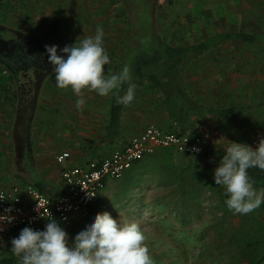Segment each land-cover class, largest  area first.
<instances>
[{"label": "rangeland", "instance_id": "374dc122", "mask_svg": "<svg viewBox=\"0 0 264 264\" xmlns=\"http://www.w3.org/2000/svg\"><path fill=\"white\" fill-rule=\"evenodd\" d=\"M0 19L13 27H32L34 31L41 28L43 34L72 44L78 38L94 36L98 27L103 28V46L111 60L110 66H105L106 74L126 62L131 66L138 52L153 50L156 36L172 45L187 46L221 33H252L254 41L226 40L194 58L181 73L159 71L167 90L173 84L175 89L170 91L179 98L188 93L196 98L195 102L211 106H244L245 115L235 130L221 129L213 138L200 131L190 132L192 136L210 139L209 161L198 163L197 159L203 156L194 158L179 152L157 160L145 157L129 173L111 181L86 217L77 216L68 226L59 223L69 234L71 244L94 213L107 211L116 219L121 217L140 226L154 264H250L239 243L241 240L246 245L250 236L264 230V204L247 215L229 211L225 204L228 197L224 187L215 184L214 170L222 159V151L232 141L251 145L264 135V0H1ZM1 74L0 83H4ZM8 84V98L14 99L5 102L0 90L1 185L17 180L13 178L16 171L12 168L15 156L11 138L15 143L23 138L16 125L13 129L17 90L12 81ZM136 90L144 94L142 97L149 96L144 86ZM83 95L85 105L78 110V97L70 88H58L55 80L44 86L33 139L47 146H32L34 154L36 150L50 149L48 144L63 150L61 143L72 139L71 131L66 130L69 121L83 120L90 106L87 98L100 103L105 97L87 90ZM151 95L166 99L163 92L153 90ZM146 115L149 118L151 114ZM137 120L138 124L143 123L141 116ZM148 123L155 124L145 120L142 125ZM6 131L8 135L2 134ZM74 131L80 137L81 132ZM76 134L73 139L78 142ZM8 137L10 141L6 140ZM6 145L8 155L2 156ZM19 147L24 152L31 148L22 144ZM28 164L32 168L28 161L23 165L29 167ZM33 181L44 184L36 173ZM254 187L264 189V183ZM6 250L16 258L15 264H20L11 247Z\"/></svg>", "mask_w": 264, "mask_h": 264}, {"label": "clouds", "instance_id": "9594fccd", "mask_svg": "<svg viewBox=\"0 0 264 264\" xmlns=\"http://www.w3.org/2000/svg\"><path fill=\"white\" fill-rule=\"evenodd\" d=\"M104 35L103 28L98 27L94 36L78 38L63 49L46 46L57 87L70 88L76 94L78 110L85 105V90L100 96L111 93L125 107L135 100L137 85L129 63H124L115 74H106L105 66L111 60L103 46ZM225 151L214 170L215 184L224 187L229 211L250 214L264 204V189L257 190L248 174L250 168L264 171V135L255 148L232 141ZM5 219L11 223L15 217L0 216V221ZM48 219L44 230L25 227L11 240L10 251L20 264H154L146 237L134 221L116 219L107 211L96 212L70 244L69 234L51 213Z\"/></svg>", "mask_w": 264, "mask_h": 264}, {"label": "crops", "instance_id": "0c3cea01", "mask_svg": "<svg viewBox=\"0 0 264 264\" xmlns=\"http://www.w3.org/2000/svg\"><path fill=\"white\" fill-rule=\"evenodd\" d=\"M116 68L117 67L115 66L111 74L117 72L118 69ZM138 86L139 87L144 86L145 89L147 90L145 94L149 96L142 97L144 94H140L136 90V97L134 102L130 106L127 107L123 106L122 108L120 124L118 125V127L117 126L111 127L110 125V120H111V93H110V95H108L109 97L105 96L103 98V101H101L100 103L95 102L94 98L92 97L87 98L88 102L90 103V106L87 107L86 114L83 115L84 117L83 120L69 121L70 123L68 124V126L70 127L69 128L67 127L66 130L71 131V133H69V136H71L72 139L67 140L65 144L61 143L62 147L64 148L63 150L57 149V146L54 147L55 150H52L54 148H51V144H48L49 142H47V144L49 145L48 148L50 149L47 150L46 148L44 151L42 150L40 152H37L36 150L34 154L32 146L33 147L39 145L44 146L46 144L44 142L41 141L38 142L37 140H35L34 144L29 146L31 147L30 151L27 150V152H24L21 151L22 149L19 147L20 146L19 143H15V145H13L14 156H15V160L18 157L19 159L16 161L15 160L12 161L13 162L12 168L13 170L16 171L13 178H16L17 180L14 181V183H12L11 185L0 184V186L9 187L17 183L20 184L32 183L38 188L45 191L50 196L56 197L64 191V181L62 178V169L64 168V166L55 160L54 157L55 153L58 154L67 149L70 150L72 156L67 163L69 166L83 164L86 161L92 159H101L103 157L110 155L115 149L123 147L133 136L141 133L148 125L152 124V123H148L142 125L143 123H145V120L148 121L150 120L155 123L154 125L167 131H177V132H184L189 134L190 132L200 131L208 135L209 137L212 138L214 136L218 137L219 130L224 128L230 130V128H233L238 123L240 124L239 120L243 118L245 115L244 106L227 107L241 111V115L237 119H227L225 121H222L220 120V118L216 113L217 110L221 109L220 107H216L217 104L211 106V104H206L203 103L202 101L197 100V102H195L196 98L194 96L192 98V96L189 95L188 93L183 94L180 98L179 96L173 94L174 96L172 95L169 100L167 98L165 100H161V98H159L158 95L152 96L151 92H153V90L158 92H162V91H160L156 87H153L149 82L145 81L144 83L137 85V87ZM170 87L172 88H169L168 90L175 89V86L173 84H171ZM164 88L167 89L166 85L164 86ZM178 98H179V104L175 102L176 99ZM91 101L93 103H91ZM72 113H74L73 110ZM146 113L151 114L148 115L149 118L145 117ZM139 116L142 117V121H143L142 124H138L137 117ZM235 129L236 127H234L233 130ZM74 130H78L81 132L80 137L78 134L75 133ZM74 134H76L80 138V141L77 142L73 139ZM7 147L8 146L6 145L5 149L1 150L2 156L5 154L8 155ZM16 147H18L20 151L18 149L16 150ZM172 152H176V151L168 148H160L155 153L147 155L145 157L151 156L153 157L152 159L155 158V160H157L164 157H170ZM202 156L203 158L197 159L199 160L197 161L198 163L209 161L208 159L209 156L207 155V153L203 154ZM196 157H201V156H196ZM25 161L32 163L33 164L32 168L30 164H28L29 167L24 166L23 164ZM163 161L164 159L162 160V162ZM14 163H17L18 166L17 164ZM129 170L127 171L128 173L130 172ZM34 173L37 174L38 178L41 179L44 184L33 181ZM24 178L27 181H23ZM111 181L112 180L109 181L110 184L107 183L108 186L105 187L104 190L109 189L110 187L109 185H111ZM77 216L78 215L74 216V218ZM21 230L22 229L12 232L9 235L6 244L0 245V250H2L0 251V253H2L5 256L13 257L6 250V248L8 246L12 247L11 240L15 237H18Z\"/></svg>", "mask_w": 264, "mask_h": 264}, {"label": "built area", "instance_id": "2783aa9c", "mask_svg": "<svg viewBox=\"0 0 264 264\" xmlns=\"http://www.w3.org/2000/svg\"><path fill=\"white\" fill-rule=\"evenodd\" d=\"M258 142V139L254 140L251 146L255 148ZM210 145V139L205 136L167 131L150 124L123 147L101 159L69 166L67 163L72 154L62 151L56 156V161L64 166V191L58 196L52 197L32 183L0 186V216L15 217L11 223L7 219L0 221V245L6 244L12 232L25 227L44 230L50 222V213L58 223L67 226L76 215L86 217L110 180L123 177L136 162L160 148L202 156Z\"/></svg>", "mask_w": 264, "mask_h": 264}, {"label": "flooded vegetation", "instance_id": "af4514ba", "mask_svg": "<svg viewBox=\"0 0 264 264\" xmlns=\"http://www.w3.org/2000/svg\"><path fill=\"white\" fill-rule=\"evenodd\" d=\"M34 30L36 29L32 27H13L0 19V72L4 81L0 84V90L8 103V83L12 81L15 84L17 97L13 129L16 125L22 131L23 138L18 143L27 147L36 140L33 139V124L42 90L49 81H56L53 65L48 62L46 46L57 45L59 49H63L72 45L68 40L55 38L49 33L43 34L41 28L39 31ZM2 134L8 135L9 131ZM6 140L10 141V138ZM11 142L15 145L13 138Z\"/></svg>", "mask_w": 264, "mask_h": 264}, {"label": "trees", "instance_id": "16d2710c", "mask_svg": "<svg viewBox=\"0 0 264 264\" xmlns=\"http://www.w3.org/2000/svg\"><path fill=\"white\" fill-rule=\"evenodd\" d=\"M156 37L157 41L153 50H144L138 52V54L134 56V63L131 65L133 80L136 85H140L145 81L149 82L153 87H156L165 93L168 100L174 92L164 88L165 83L159 76V71L168 74H173L175 72L181 73L186 68V65L194 58L203 55L226 40L240 39L252 42L256 38L253 34L247 32H228L212 36L195 44L184 46L172 45L162 40V38L158 36ZM122 65L117 66V72ZM0 84L3 83L1 82ZM123 91L124 89L120 90L121 94ZM8 99L12 100L14 98ZM122 108L123 105L117 103L115 96L111 94V127H118L120 124ZM216 113L222 121L227 119H237L241 115V111L235 110L234 108H221L217 110ZM224 154H226L225 150L222 151L221 157H223ZM248 174L254 181V186L264 183V171H261L258 168H250ZM245 239L246 237H244L242 242H244ZM242 244L243 243H241L240 240L239 249L242 251L241 253L243 254V257H245L250 264H264V230L258 233V235L250 236V240L246 245ZM15 261L16 259L14 257L5 256L0 253V264H15Z\"/></svg>", "mask_w": 264, "mask_h": 264}, {"label": "water", "instance_id": "95a60500", "mask_svg": "<svg viewBox=\"0 0 264 264\" xmlns=\"http://www.w3.org/2000/svg\"><path fill=\"white\" fill-rule=\"evenodd\" d=\"M8 43H11V42H8Z\"/></svg>", "mask_w": 264, "mask_h": 264}]
</instances>
